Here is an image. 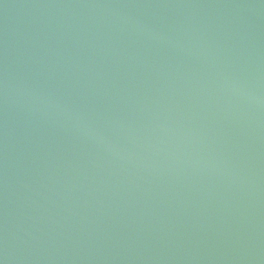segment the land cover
Here are the masks:
<instances>
[{
	"label": "water",
	"instance_id": "1",
	"mask_svg": "<svg viewBox=\"0 0 264 264\" xmlns=\"http://www.w3.org/2000/svg\"><path fill=\"white\" fill-rule=\"evenodd\" d=\"M0 264H264V0H0Z\"/></svg>",
	"mask_w": 264,
	"mask_h": 264
}]
</instances>
